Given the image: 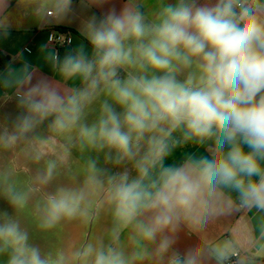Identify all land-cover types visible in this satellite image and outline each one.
<instances>
[{
	"label": "clouds",
	"instance_id": "obj_1",
	"mask_svg": "<svg viewBox=\"0 0 264 264\" xmlns=\"http://www.w3.org/2000/svg\"><path fill=\"white\" fill-rule=\"evenodd\" d=\"M71 3L52 0V10L66 15ZM86 38L92 58L80 48L66 55L60 68L64 77H78L84 87L65 96L45 82L31 86L20 99L27 114L13 133L0 137L3 147L15 146L54 117L56 131L78 129L81 147L107 150L106 159L116 165L134 162L137 178L130 181L127 172L109 178L110 200L115 216L125 223L142 211L152 212L150 224L142 227L147 240L165 230L174 232L182 220L200 222L221 211L223 189L236 192L240 206L264 210V0H215L211 6L176 0L152 23L137 9L112 8L89 20ZM121 69L128 70L124 78ZM101 93L108 99L101 102L97 120L82 123L84 109ZM177 131L180 140L173 139ZM208 140L215 147L211 159L164 166L170 148L181 141ZM55 168L49 163L38 183H49ZM89 169L88 183L102 186L96 160L89 161ZM4 194L15 207H23L29 195L12 186ZM89 195L85 188H58L40 207V228L87 216ZM170 246L163 240L160 252ZM210 251L223 264L232 248L224 242ZM4 253H9L7 264H127L122 252L103 246L77 250L71 258L42 255L6 212L0 213ZM199 257L198 251L175 254L170 264H199Z\"/></svg>",
	"mask_w": 264,
	"mask_h": 264
},
{
	"label": "crops",
	"instance_id": "obj_2",
	"mask_svg": "<svg viewBox=\"0 0 264 264\" xmlns=\"http://www.w3.org/2000/svg\"><path fill=\"white\" fill-rule=\"evenodd\" d=\"M197 2L211 6L215 0ZM174 3L176 0H72L71 9L66 15L48 16L47 12L52 10V0H0V128L10 131L8 129L12 127L13 120H18L22 116L20 111L26 110L21 106L20 99L38 82H45L65 96L84 87L80 78H66L61 74L60 68L64 57L75 54L80 48L92 58V48L86 38V25L93 16L100 18L112 8L117 12L123 8H133L144 15L146 23H152L158 20L164 6ZM53 28H62L71 33L73 41L66 47L67 52H59L60 49L52 46L50 33ZM127 71L121 69L120 77L124 78ZM184 75L179 78L184 79ZM105 99L108 97L101 93L94 102L86 106L84 124L91 125L92 119L97 120L100 104ZM115 107L117 111H121L119 106ZM172 135L174 140L181 138L179 131ZM77 140L75 137L64 143L75 144ZM25 141L23 137L13 148L20 147ZM146 150L147 144H144L140 155ZM214 151L211 140L203 144L181 141L170 148V154L163 164L165 167H179L189 159H211ZM106 152L107 150L97 152L96 156L103 169L101 174H108ZM18 159H21L20 155ZM115 166L118 173L127 172L130 181L137 178L134 162L125 161L113 167ZM158 170L157 168L155 171ZM8 174L15 175L13 171ZM7 187L0 183L1 191ZM221 200L222 210L216 214L207 216L200 222L182 220L176 225L174 232L165 230L157 233L152 240H147L142 235V227L150 224L152 212L142 211L130 223L116 218L113 221L116 229L108 247L122 252L127 264H170L173 255L183 256L190 251L200 253L199 264H218L210 249L213 245L228 242L232 253L240 252L237 264H264V210L240 206L237 193L229 189L222 190ZM165 239L171 246L167 252L161 253L160 244ZM225 262L226 260L223 264Z\"/></svg>",
	"mask_w": 264,
	"mask_h": 264
},
{
	"label": "rangeland",
	"instance_id": "obj_3",
	"mask_svg": "<svg viewBox=\"0 0 264 264\" xmlns=\"http://www.w3.org/2000/svg\"><path fill=\"white\" fill-rule=\"evenodd\" d=\"M26 115L27 110H21ZM54 118L49 117L40 123L24 138L25 142L17 148H5L0 143V183L12 186L18 192H27V203L23 207L13 206L0 190V213L6 212L16 221L20 228L27 232L29 244L38 247L41 254L55 259L58 253L71 258L77 250L88 247H108L115 231L113 221L116 220L115 205L110 200L109 178L118 173L114 163L108 161V174H101L97 151L81 147L79 140L75 144H65L77 137L78 129L70 132H58L52 127ZM96 120L92 119V123ZM82 123L83 118H82ZM18 120H13L8 132L0 128V135L15 131ZM15 155V156H14ZM21 159H18V156ZM17 156V157H16ZM96 160L100 187L88 183L91 172L89 161ZM49 163H55L53 179L40 185L38 179L43 176ZM14 172L15 175L8 174ZM85 188L89 191L88 215L74 219H63L51 229L40 228V207L48 195L58 188ZM38 188L31 192L30 189ZM9 253L0 254V264H7ZM70 264H84L83 260H70Z\"/></svg>",
	"mask_w": 264,
	"mask_h": 264
},
{
	"label": "built area",
	"instance_id": "obj_4",
	"mask_svg": "<svg viewBox=\"0 0 264 264\" xmlns=\"http://www.w3.org/2000/svg\"><path fill=\"white\" fill-rule=\"evenodd\" d=\"M48 16H53L54 12L52 10L47 12ZM51 44L56 49L69 47L72 40V35L70 32L62 28H53L50 33ZM240 259V252L235 251L231 253L226 260V264H237Z\"/></svg>",
	"mask_w": 264,
	"mask_h": 264
},
{
	"label": "trees",
	"instance_id": "obj_5",
	"mask_svg": "<svg viewBox=\"0 0 264 264\" xmlns=\"http://www.w3.org/2000/svg\"><path fill=\"white\" fill-rule=\"evenodd\" d=\"M59 52H67V48H61L60 50H59ZM58 60H60L61 61V58H58Z\"/></svg>",
	"mask_w": 264,
	"mask_h": 264
}]
</instances>
